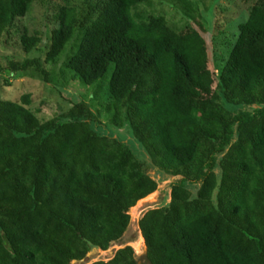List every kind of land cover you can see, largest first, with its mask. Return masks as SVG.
<instances>
[{"label":"trees","instance_id":"16d2710c","mask_svg":"<svg viewBox=\"0 0 264 264\" xmlns=\"http://www.w3.org/2000/svg\"><path fill=\"white\" fill-rule=\"evenodd\" d=\"M49 1L0 0V46L16 35L25 54H1L0 72L60 86L63 69L85 85L108 74L104 110L146 160L83 101L41 120L29 93L0 97V264H70L121 242L130 207L157 189L153 169L169 201L137 221L142 264H264V0L217 73L206 36L175 31L150 0H58L50 30L19 22ZM172 1L207 22L219 2ZM90 264L137 262L126 245Z\"/></svg>","mask_w":264,"mask_h":264},{"label":"rangeland","instance_id":"374dc122","mask_svg":"<svg viewBox=\"0 0 264 264\" xmlns=\"http://www.w3.org/2000/svg\"><path fill=\"white\" fill-rule=\"evenodd\" d=\"M57 1L50 0L47 5L45 2L34 4L30 10L28 19H21L19 22L21 24L25 23L29 29L50 30L56 24L52 21L51 14L52 6L54 7ZM256 1L258 0H219V2L213 5V11L210 12L209 10L208 15L206 10L211 6L209 1H205L202 14L204 16L207 15L205 17L208 19L207 22V20L200 19L191 13L181 3L175 4L172 0H150L152 10L155 13L163 15L175 31L181 30L184 25L193 24L202 35L206 36L211 57L209 68L214 69L215 73H217L218 66L227 59L239 35L240 25L246 21L249 8ZM41 45L43 46L44 44ZM1 54L6 55V58H21L25 55L19 46L16 35L11 36L7 40L5 47L0 46ZM33 54H39L42 59L44 58L43 53L33 52ZM65 56L62 57V61H58L56 67H62ZM45 67L48 69L49 65L46 64ZM69 75V69H63L62 79L65 85L60 86L50 82H43L35 77H29L21 73H11L5 70L0 72V97L18 101L23 93H29L31 98L29 106L41 120L48 119L53 113L64 112L70 107L72 102L83 101L91 107L94 113H96L98 121H100V124L95 127L97 130H101L108 136H117L131 148L136 159L145 161L146 156L139 142L131 136L128 129L124 128L122 130L114 127L111 124L112 118L110 114L104 110V105L108 99V74L101 78L102 80L91 85H85L76 79L72 80ZM151 171L152 176L157 180V189L151 192L150 195L139 199L130 207L131 222L125 230L121 242H114L105 250H90L82 259L73 260L70 264H90L97 260H109L118 248L126 245L133 248L136 260H139L141 264L143 263L141 258L144 254L145 246L137 226V221L149 207L159 204L166 205L169 201V188L166 191L167 197H165L164 193L169 178L161 180V171L158 169ZM190 189L192 194L195 195L197 186L191 184Z\"/></svg>","mask_w":264,"mask_h":264},{"label":"water","instance_id":"95a60500","mask_svg":"<svg viewBox=\"0 0 264 264\" xmlns=\"http://www.w3.org/2000/svg\"><path fill=\"white\" fill-rule=\"evenodd\" d=\"M150 194H151V193H150ZM150 194H148V195H150ZM148 195H147V196H148ZM141 237H142V235H141ZM142 239H143V237H142ZM91 251H97V249H96V248H93V249H91ZM145 252H146V247H144V253H145ZM88 253H89V252H87V254H88ZM87 254H86V255H87ZM141 259H142V258H141ZM136 262H137V264H141L139 260H136Z\"/></svg>","mask_w":264,"mask_h":264},{"label":"clouds","instance_id":"9594fccd","mask_svg":"<svg viewBox=\"0 0 264 264\" xmlns=\"http://www.w3.org/2000/svg\"><path fill=\"white\" fill-rule=\"evenodd\" d=\"M87 254V253H86Z\"/></svg>","mask_w":264,"mask_h":264}]
</instances>
